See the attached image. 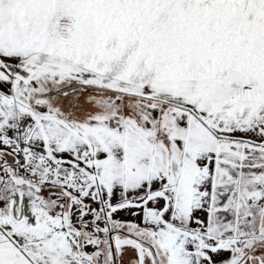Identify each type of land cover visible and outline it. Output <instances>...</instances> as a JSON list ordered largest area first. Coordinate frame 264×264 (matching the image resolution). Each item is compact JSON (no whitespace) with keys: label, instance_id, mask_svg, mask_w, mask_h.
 <instances>
[{"label":"snow or ice","instance_id":"obj_1","mask_svg":"<svg viewBox=\"0 0 264 264\" xmlns=\"http://www.w3.org/2000/svg\"><path fill=\"white\" fill-rule=\"evenodd\" d=\"M0 264H264V0H0Z\"/></svg>","mask_w":264,"mask_h":264}]
</instances>
